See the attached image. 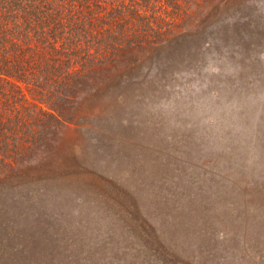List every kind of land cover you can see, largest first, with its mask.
<instances>
[{"label": "rangeland", "instance_id": "1", "mask_svg": "<svg viewBox=\"0 0 264 264\" xmlns=\"http://www.w3.org/2000/svg\"><path fill=\"white\" fill-rule=\"evenodd\" d=\"M196 3L21 166L18 225L60 264H264V0Z\"/></svg>", "mask_w": 264, "mask_h": 264}, {"label": "trees", "instance_id": "2", "mask_svg": "<svg viewBox=\"0 0 264 264\" xmlns=\"http://www.w3.org/2000/svg\"><path fill=\"white\" fill-rule=\"evenodd\" d=\"M196 1L0 0V264H60L18 225L29 214L17 217L19 205L31 200L16 191L21 166L31 171L32 163L42 166L58 152L59 128L85 127L84 106L107 92L119 57L127 53L125 67L137 58L133 46L160 47L151 38L161 35L166 17L182 11L192 18ZM30 177L36 191L39 179ZM55 250L51 243L48 251Z\"/></svg>", "mask_w": 264, "mask_h": 264}]
</instances>
